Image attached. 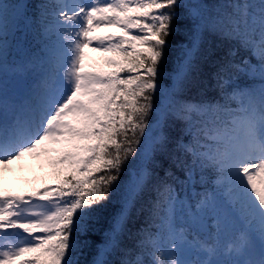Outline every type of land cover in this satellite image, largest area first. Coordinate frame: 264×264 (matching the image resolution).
Listing matches in <instances>:
<instances>
[{"label":"snow or ice","instance_id":"snow-or-ice-1","mask_svg":"<svg viewBox=\"0 0 264 264\" xmlns=\"http://www.w3.org/2000/svg\"><path fill=\"white\" fill-rule=\"evenodd\" d=\"M29 7L0 0V166L58 152L60 183L0 192V264H82L79 237L113 199L92 264H264V0Z\"/></svg>","mask_w":264,"mask_h":264},{"label":"rangeland","instance_id":"rangeland-1","mask_svg":"<svg viewBox=\"0 0 264 264\" xmlns=\"http://www.w3.org/2000/svg\"><path fill=\"white\" fill-rule=\"evenodd\" d=\"M23 2L28 5L27 0ZM119 28H103L97 31L96 35H107V34H119ZM31 35V34H30ZM34 38L33 35H31ZM31 37H27L31 47L33 44L30 40ZM21 41V46H23V37H18ZM38 40V38H35ZM36 46V45H35ZM34 48V47H33ZM109 56V54L93 52L91 49L87 50L86 63H91L98 68H105L104 60ZM15 58V56L13 57ZM106 69V68H105ZM35 79V74H26L23 79L26 83L23 88L19 87L17 81L10 82V90L14 91L16 94L24 93L31 85ZM59 156L58 152H50L45 155H27L21 160L13 161L7 166H0V192L5 194L13 195H27L30 193H36L43 190L45 187H55L57 184L52 179L54 175H58L57 168L54 166V161ZM50 173V175H48ZM39 178L46 179V183L36 185ZM24 182L30 184V191H26L24 187Z\"/></svg>","mask_w":264,"mask_h":264},{"label":"trees","instance_id":"trees-1","mask_svg":"<svg viewBox=\"0 0 264 264\" xmlns=\"http://www.w3.org/2000/svg\"><path fill=\"white\" fill-rule=\"evenodd\" d=\"M41 0H27L29 7V12H34L36 7L39 5ZM207 3H219L220 0H206ZM180 27L183 28V21L180 22ZM27 37H31V43L33 44V47H36L39 43V40H36L35 38H32V36L29 34ZM185 39L183 32H178L174 36H171L169 38V49L167 51V62L164 65V70L166 72H170L176 65V62L178 60V57L180 55V42ZM220 46V45H218ZM222 47V46H221ZM112 54H109L111 56ZM106 68V65H105ZM50 175V173H48ZM56 184L60 183V177L58 175H54V178H52ZM121 179L125 182L129 181L130 179V169L126 168L125 171L121 174ZM35 184H44L46 183V179L39 178ZM24 187L26 191H30L29 188L30 184L27 182H24ZM143 201H141V204ZM139 207V206H138ZM120 208V202L118 199L111 200L110 203H108L105 207V209L97 215L94 221L91 222V226L89 231L85 234L79 237V239L83 242H86V246L83 247L82 253L80 255V260L82 264H92L93 260L98 255V247L103 244L105 239V234L108 231V229L111 227L113 217L116 214V212ZM147 219V213H144L143 215L137 211L131 220V230L133 233H135L138 229L142 228L145 225V221ZM131 238H126V242L130 243Z\"/></svg>","mask_w":264,"mask_h":264},{"label":"water","instance_id":"water-1","mask_svg":"<svg viewBox=\"0 0 264 264\" xmlns=\"http://www.w3.org/2000/svg\"><path fill=\"white\" fill-rule=\"evenodd\" d=\"M19 82L21 83L20 84L21 87L25 86V82H23L22 80H20Z\"/></svg>","mask_w":264,"mask_h":264}]
</instances>
